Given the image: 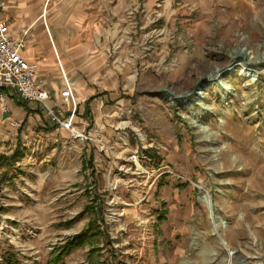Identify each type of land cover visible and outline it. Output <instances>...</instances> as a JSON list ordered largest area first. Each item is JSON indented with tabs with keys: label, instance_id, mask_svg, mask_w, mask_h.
<instances>
[{
	"label": "rangeland",
	"instance_id": "rangeland-1",
	"mask_svg": "<svg viewBox=\"0 0 264 264\" xmlns=\"http://www.w3.org/2000/svg\"><path fill=\"white\" fill-rule=\"evenodd\" d=\"M118 7L82 55L102 113L72 125L92 139L75 141L36 103L0 99V264H49L91 221L101 234L58 264H264V0ZM61 69L46 74L61 77L55 101ZM225 69L222 95L205 82Z\"/></svg>",
	"mask_w": 264,
	"mask_h": 264
},
{
	"label": "crops",
	"instance_id": "crops-1",
	"mask_svg": "<svg viewBox=\"0 0 264 264\" xmlns=\"http://www.w3.org/2000/svg\"><path fill=\"white\" fill-rule=\"evenodd\" d=\"M6 7L1 18H5L9 22L10 31L16 35L15 28L20 32H24L25 48L23 56L29 60L38 59L39 69L37 79L39 86L45 87L52 99L58 100L57 92L61 86V77L50 79L47 76L48 71H54L58 65L63 71L69 74V79L74 86V96L76 101V115L86 117L85 108L90 113V121L92 115L102 113L98 104L92 105L95 98V90L86 84L87 77L83 76V70L88 60H83L84 51H91L94 46L102 45V43H92L87 41L88 35L109 32L110 26L106 23L109 18L118 14L119 5H123V10H135L142 8L144 12H151L155 9L158 0H5ZM170 0H164L169 2ZM115 2L118 4H115ZM112 3V5H110ZM118 5V6H117ZM123 14V13H122ZM50 37L53 45V52L50 48L46 36ZM101 38V37H100ZM55 54V55H54ZM44 57L45 62L40 60ZM59 71V69H58ZM66 74V75H67ZM44 76V77H43ZM103 91V90H102ZM94 97L87 105L85 102ZM106 98V96H103ZM30 109L35 110L32 106ZM92 113V115H91ZM102 131V129H101ZM45 140L52 137L51 133L45 136L38 135ZM60 141L62 137L60 136ZM49 141H47L48 143ZM52 142V140H51ZM76 157L77 152L74 153Z\"/></svg>",
	"mask_w": 264,
	"mask_h": 264
},
{
	"label": "built area",
	"instance_id": "built-area-1",
	"mask_svg": "<svg viewBox=\"0 0 264 264\" xmlns=\"http://www.w3.org/2000/svg\"><path fill=\"white\" fill-rule=\"evenodd\" d=\"M5 7L6 1L0 0V13L4 11ZM24 36L25 33L22 37L12 34L8 20L0 17V99L10 93L17 95L27 103H36L42 111L51 117L57 127L69 131L75 141L84 142L92 139L91 135L72 125L76 99L74 98L73 85L63 70L61 69L64 82L61 91L62 101L52 102L48 90L40 88L37 84L35 77L37 64L23 56ZM61 102L72 103L73 113L65 117L57 114L56 112L63 108ZM100 148L103 150V145Z\"/></svg>",
	"mask_w": 264,
	"mask_h": 264
},
{
	"label": "trees",
	"instance_id": "trees-1",
	"mask_svg": "<svg viewBox=\"0 0 264 264\" xmlns=\"http://www.w3.org/2000/svg\"><path fill=\"white\" fill-rule=\"evenodd\" d=\"M12 100L13 102L19 106L22 107L24 110H30V108L27 106V102L19 98L17 95L13 96L12 94ZM94 97L88 99L86 101V104H88ZM85 104V105H86ZM87 107V105H86ZM85 115L89 114V111L87 108H85ZM19 152V149L12 154L11 160L13 162L18 161L21 157L22 154ZM94 205H90L87 208L91 209V212L94 211ZM87 209V210H88ZM162 218V216H160ZM101 234V231L98 226H96L95 221L89 222L88 226L86 229H83L81 232L78 234L73 235L72 237L66 239L61 245H59L56 250L53 252V256L49 259L48 263L50 264H58L62 263L63 260L74 250H76L79 247H84L85 245L91 243V241L95 238V236H98ZM76 264H86L85 262L82 263H76Z\"/></svg>",
	"mask_w": 264,
	"mask_h": 264
},
{
	"label": "bare ground",
	"instance_id": "bare-ground-1",
	"mask_svg": "<svg viewBox=\"0 0 264 264\" xmlns=\"http://www.w3.org/2000/svg\"><path fill=\"white\" fill-rule=\"evenodd\" d=\"M250 53L252 55H251V57H248L247 61H248V63L249 62L250 63H252V62L255 63L257 61L256 54L258 55V52L251 51ZM243 64H244L245 67L244 66L241 67V72H240V75L241 76H243L244 78H246L248 76H251L249 74H252V72L255 73L253 71V69H250L249 67L246 66L247 65L246 62H243ZM234 67H235V65L233 66V69H234ZM232 71H233L232 69H230V70L225 69V71H223V70H216L212 75H210L209 79L205 83H208V82L210 83V81H212V84H210L212 86V88L214 90H216V88H217V90H219L222 95H225L229 90H231L230 85H228L227 82H226V80H225V77L227 75H230L229 73H231ZM247 79H249V81L251 82L253 80V77L251 76V77H248ZM200 95L203 96V95H205V93L204 92H201ZM187 104H189V106H190L191 103H187ZM184 105H186V104H184ZM236 262H238V264H244L245 263L241 259H236Z\"/></svg>",
	"mask_w": 264,
	"mask_h": 264
}]
</instances>
